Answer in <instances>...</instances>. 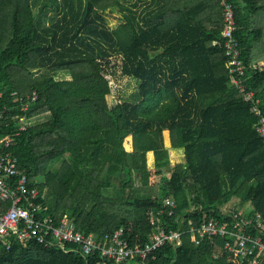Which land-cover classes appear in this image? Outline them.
<instances>
[{"label":"trees","instance_id":"trees-1","mask_svg":"<svg viewBox=\"0 0 264 264\" xmlns=\"http://www.w3.org/2000/svg\"><path fill=\"white\" fill-rule=\"evenodd\" d=\"M230 1L245 84L264 115V66L248 60L264 38L253 25L264 0ZM222 26L221 0H0V107L8 112L0 141L15 135L22 105L28 117L49 114L14 137L10 151L51 217L66 215L99 238L124 229L133 247L148 242L149 218L171 198L176 210L162 221L184 232L181 245L141 264H247L220 238L197 245L192 232L221 220L233 198L234 210L248 203L264 219V144L249 105L229 86L224 49L213 44ZM113 59L139 86L131 101L111 106ZM161 131L183 150L177 170L159 145ZM9 207L0 201V213ZM65 248L15 242L0 264L100 261Z\"/></svg>","mask_w":264,"mask_h":264},{"label":"built area","instance_id":"built-area-1","mask_svg":"<svg viewBox=\"0 0 264 264\" xmlns=\"http://www.w3.org/2000/svg\"><path fill=\"white\" fill-rule=\"evenodd\" d=\"M221 4L223 26L218 31V40L213 44L224 49L229 84L237 96L249 105L251 114L257 119L254 130L264 144V115L259 106L260 101L245 84V66L235 34V7L230 0H221ZM36 98L37 95L33 93L28 100L33 102ZM27 109L26 104L19 109L23 114L17 119L19 127L15 135L6 136L0 141V201L3 204L10 203V207L0 213V256L4 251L11 250L15 242H32L48 249L72 246L65 249L76 251L86 258L99 255L97 264H129L133 261L144 263L165 245L180 247L184 232L169 229L170 225L162 221L164 214L170 218L176 210V203L171 198L164 199L161 209L149 218L152 231L148 242L133 247L125 240L124 229L99 238L94 233L85 234L76 230L72 220L65 215L59 220L51 217L45 205L38 202L40 190L36 182L30 181L26 171L20 168L19 159L10 151L14 137L27 130L35 118L24 114ZM7 114V108L0 107V124L6 120ZM221 217V220L210 218L200 227L192 229L197 235L196 244L220 238L224 242L223 250L233 258L246 260L247 264H260V257H264V219L261 214L250 213V209L232 210L229 213L221 211Z\"/></svg>","mask_w":264,"mask_h":264},{"label":"rangeland","instance_id":"rangeland-1","mask_svg":"<svg viewBox=\"0 0 264 264\" xmlns=\"http://www.w3.org/2000/svg\"><path fill=\"white\" fill-rule=\"evenodd\" d=\"M110 67L108 69L109 73L111 72L112 74H108V80H110V84L113 88V93L107 97L108 104L111 106H114L118 104L121 100H129L131 101L132 97L137 94L138 92V83L136 80L123 77L121 74V60L120 59H113L112 63L110 64ZM113 67V68H112ZM230 86V84H229ZM230 88L233 90V88L230 86ZM235 92V91H234ZM236 93V92H235ZM49 117V114L46 113L42 116L35 117L31 120L32 124L39 123L41 121L46 120ZM158 141L159 145L162 149H167L168 151V160L170 163L171 168L174 170H177L179 166L183 163V153L182 150H174L171 148V143L168 135V131H161L158 134ZM126 148L130 149L131 148V141L130 139L127 140L126 142ZM151 157H149L148 162H150ZM169 177V174L163 173L162 176L157 177L156 181L160 183V180H165L166 178ZM236 200V201H234ZM237 204V199L233 198L229 203L224 205L221 208L222 213L226 212H231L232 210L235 209V206ZM234 210V211H239ZM249 210V209H248ZM66 216V215H65ZM138 262L133 261L130 262L129 264H136ZM141 264V263H140Z\"/></svg>","mask_w":264,"mask_h":264},{"label":"crops","instance_id":"crops-1","mask_svg":"<svg viewBox=\"0 0 264 264\" xmlns=\"http://www.w3.org/2000/svg\"><path fill=\"white\" fill-rule=\"evenodd\" d=\"M254 28L264 30V13L260 14V16H256L254 18ZM264 35V34H263ZM249 64H259V66H264V38L261 43H254L250 53L248 55ZM174 150H182V149H174ZM183 153V150H182ZM236 201V200H234ZM250 209V205L245 204L241 210L248 211Z\"/></svg>","mask_w":264,"mask_h":264}]
</instances>
